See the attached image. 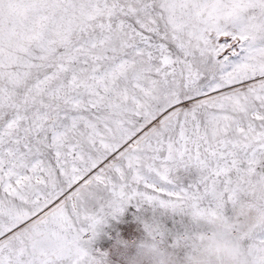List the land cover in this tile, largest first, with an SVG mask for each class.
<instances>
[{"label": "snow or ice", "instance_id": "6c2138e0", "mask_svg": "<svg viewBox=\"0 0 264 264\" xmlns=\"http://www.w3.org/2000/svg\"><path fill=\"white\" fill-rule=\"evenodd\" d=\"M0 264H264V0H0Z\"/></svg>", "mask_w": 264, "mask_h": 264}]
</instances>
